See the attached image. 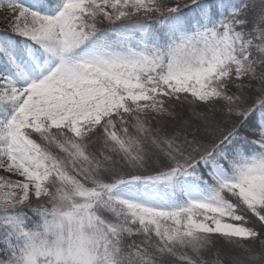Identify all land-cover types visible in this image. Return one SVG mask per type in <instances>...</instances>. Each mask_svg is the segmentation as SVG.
I'll return each mask as SVG.
<instances>
[{"label": "snow or ice", "instance_id": "snow-or-ice-1", "mask_svg": "<svg viewBox=\"0 0 264 264\" xmlns=\"http://www.w3.org/2000/svg\"><path fill=\"white\" fill-rule=\"evenodd\" d=\"M0 23V264H264V0Z\"/></svg>", "mask_w": 264, "mask_h": 264}, {"label": "rangeland", "instance_id": "rangeland-1", "mask_svg": "<svg viewBox=\"0 0 264 264\" xmlns=\"http://www.w3.org/2000/svg\"><path fill=\"white\" fill-rule=\"evenodd\" d=\"M3 27V24L2 23H0V28H2ZM0 174H2V173H0Z\"/></svg>", "mask_w": 264, "mask_h": 264}]
</instances>
